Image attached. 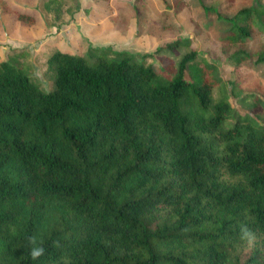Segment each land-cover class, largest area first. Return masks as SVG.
I'll use <instances>...</instances> for the list:
<instances>
[{
    "label": "trees",
    "instance_id": "obj_1",
    "mask_svg": "<svg viewBox=\"0 0 264 264\" xmlns=\"http://www.w3.org/2000/svg\"><path fill=\"white\" fill-rule=\"evenodd\" d=\"M203 9L228 63L264 65V3ZM95 53H52L49 93L0 62V264H264V100L234 85L215 102V63L196 51L168 79L128 52ZM234 102L253 103L242 115ZM31 236L46 249L36 261Z\"/></svg>",
    "mask_w": 264,
    "mask_h": 264
},
{
    "label": "rangeland",
    "instance_id": "obj_2",
    "mask_svg": "<svg viewBox=\"0 0 264 264\" xmlns=\"http://www.w3.org/2000/svg\"><path fill=\"white\" fill-rule=\"evenodd\" d=\"M45 1L0 0V62L13 60L43 93L54 89L47 59L56 51L77 54L90 62L96 61V50H109L111 55L128 52L139 63L152 65L164 79L176 72L185 54L196 51L198 59L215 63V102L222 93L231 97L234 85L237 94L264 100V65L228 63L226 47L217 38V20L203 9L212 7L229 16L252 0H181L180 9L168 11L158 0H61L52 4L51 11L45 9ZM5 8L27 13L36 23L25 25ZM257 40L264 43V34ZM234 103L243 115L253 102Z\"/></svg>",
    "mask_w": 264,
    "mask_h": 264
},
{
    "label": "clouds",
    "instance_id": "obj_3",
    "mask_svg": "<svg viewBox=\"0 0 264 264\" xmlns=\"http://www.w3.org/2000/svg\"><path fill=\"white\" fill-rule=\"evenodd\" d=\"M239 242L240 246L247 252H251L257 247V234L248 227L247 224H241L239 226ZM29 251L28 254L32 260H39L40 257L45 255L46 249L43 247V242L38 240L36 236L28 238ZM56 246H59L57 242Z\"/></svg>",
    "mask_w": 264,
    "mask_h": 264
}]
</instances>
